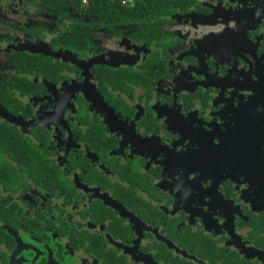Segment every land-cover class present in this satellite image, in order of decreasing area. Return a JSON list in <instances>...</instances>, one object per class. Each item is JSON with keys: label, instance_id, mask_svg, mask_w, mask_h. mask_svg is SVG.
Segmentation results:
<instances>
[{"label": "flooded vegetation", "instance_id": "1", "mask_svg": "<svg viewBox=\"0 0 264 264\" xmlns=\"http://www.w3.org/2000/svg\"><path fill=\"white\" fill-rule=\"evenodd\" d=\"M0 264H264V0H0Z\"/></svg>", "mask_w": 264, "mask_h": 264}]
</instances>
